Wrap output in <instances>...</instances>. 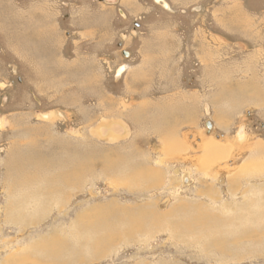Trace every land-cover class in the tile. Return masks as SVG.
I'll return each instance as SVG.
<instances>
[{
    "label": "rangeland",
    "instance_id": "374dc122",
    "mask_svg": "<svg viewBox=\"0 0 264 264\" xmlns=\"http://www.w3.org/2000/svg\"><path fill=\"white\" fill-rule=\"evenodd\" d=\"M163 1L0 0V264H264V0Z\"/></svg>",
    "mask_w": 264,
    "mask_h": 264
},
{
    "label": "bare ground",
    "instance_id": "6f19581e",
    "mask_svg": "<svg viewBox=\"0 0 264 264\" xmlns=\"http://www.w3.org/2000/svg\"><path fill=\"white\" fill-rule=\"evenodd\" d=\"M157 3H159V4H161V6H162V8H164L165 10H170L171 11V7L168 5V3H166V2H164L163 0H155ZM238 7V6H237ZM107 8V7H106ZM110 8V7H109ZM48 14V13H47ZM45 15V14H44ZM43 15V16H44ZM50 16V15H49ZM105 16V15H104ZM104 16H102L103 18H105ZM88 19V18H87ZM87 19H85L83 22H85V23H89L91 20H89V21H87ZM96 19V18H95ZM48 29V28H47ZM47 31H49V30H47ZM50 32V31H49ZM48 33V32H47ZM32 34V33H31ZM30 34V35H31ZM160 34V33H159ZM32 36V35H31ZM46 38V37H45ZM21 40V39H20ZM19 40V41H20ZM23 40H26V39H23ZM32 41V40H31ZM25 42V41H24ZM23 42V43H24ZM29 43V44H28ZM28 43H26V45H28V47H29V45H30V42L28 41ZM48 43V42H47ZM39 44V43H38ZM32 45V44H31ZM44 45H46V43L44 44ZM36 47V46H35ZM21 49V48H20ZM25 49V48H24ZM35 49V48H34ZM22 52V51H21ZM29 52V51H28ZM24 53V52H23ZM36 54V53H35ZM169 54V53H168ZM23 56H24V54H22ZM37 55V54H36ZM25 57H26V54H25ZM29 58H31V57H29ZM38 59V58H37ZM29 60V59H28ZM33 60V59H32ZM32 62V61H31ZM34 62V61H33ZM32 62V63H33ZM36 63H37V61H36ZM41 64V63H40ZM36 65V64H35ZM42 67V66H41ZM124 67H121L119 70H118V72H117V77H119L122 73H123V71H124ZM239 87V86H238ZM61 114V113H60ZM46 116L47 115H42V117L43 118H46ZM40 117V116H39ZM174 120V119H173ZM122 126V125H121ZM106 127V126H105ZM97 129V128H96ZM125 129V128H124ZM125 131V130H124ZM96 132V131H95ZM164 133V132H163ZM94 134V133H93ZM96 134V133H95ZM98 134V133H97ZM113 134V133H112ZM111 135V134H110ZM110 135H108V136H110ZM114 135H116V134H114ZM112 136V135H111ZM97 137V136H96ZM183 140V139H182ZM202 140V139H201ZM204 140V139H203ZM202 140V141H203ZM232 141V140H231ZM171 142H174V141H171ZM182 142V141H181ZM181 142H176L175 143V146L177 147V149H180L181 147H182V144H181ZM233 142V141H232ZM232 142H231V144H232ZM203 144V146H204V152L203 153H205V155H206V158L207 159H213V158H215V157H217V158H223V154L225 155V153H227V149L226 148H222V147H220L219 145H217V144H213V143H211L210 141L207 143V142H204V143H202ZM173 145V144H172ZM201 145V144H200ZM186 146V145H185ZM174 147V146H173ZM171 148V147H170ZM203 148V147H202ZM173 149V148H172ZM226 156V155H225ZM202 158V157H201ZM205 159V158H204ZM226 159V158H225ZM218 160V159H217ZM162 161V160H161ZM197 161V160H196ZM219 161H220V159H219ZM208 162V161H207ZM201 163H202V161H201ZM198 164V163H197ZM214 165V164H213ZM110 167V166H109ZM260 167V166H259ZM120 168V167H119ZM107 169V168H106ZM105 169V170H106ZM201 169V168H200ZM214 169V168H213ZM109 170V169H108ZM206 170V169H205ZM208 170V169H207ZM219 171V170H218ZM143 172H144V170H143ZM72 173V176H73V178H79V176H77L74 172H71ZM70 173V174H71ZM210 173V172H209ZM220 173H223V172H220ZM111 174V173H110ZM140 174V173H139ZM61 175V174H60ZM144 175V174H143ZM155 177L157 176V174L156 173H154L153 174ZM69 176V175H68ZM66 177V176H65ZM141 177H143V176H141ZM125 178V177H124ZM157 178H159V177H156V179ZM69 179H70V176H69ZM76 180H78V179H76ZM75 180V181H76ZM72 181V180H71ZM132 181V180H131ZM135 181V180H134ZM68 182V181H67ZM151 183V182H150ZM179 208V207H178ZM249 210V209H248ZM248 213V212H247ZM208 214V213H207ZM171 216V215H170ZM245 216V215H244ZM249 217H251V216H249ZM178 218V217H177ZM256 218V217H255ZM203 219V218H202ZM206 219V218H205ZM257 219V218H256ZM259 219H260V217H259ZM98 220V219H97ZM158 220V219H157ZM190 220V219H189ZM200 220V219H199ZM184 222V221H183ZM256 222V221H255ZM250 223V222H249ZM185 224H187V222L185 223ZM181 226V225H180ZM196 226V225H195ZM203 226H205V225H203ZM210 226V225H209ZM208 226V227H209ZM182 227V226H181ZM206 227V226H205ZM207 227V228H208ZM248 227V226H247ZM183 228V227H182ZM204 228V227H203ZM239 228V227H238ZM245 228V227H244ZM202 229V228H201ZM193 230H194V228H193ZM241 230H243V229H241ZM255 230V229H254ZM262 230H264V229H262ZM188 231V230H187ZM253 232V231H252ZM218 233V232H217ZM247 235V234H246ZM244 236V235H243ZM237 238V237H236Z\"/></svg>",
    "mask_w": 264,
    "mask_h": 264
},
{
    "label": "crops",
    "instance_id": "0c3cea01",
    "mask_svg": "<svg viewBox=\"0 0 264 264\" xmlns=\"http://www.w3.org/2000/svg\"><path fill=\"white\" fill-rule=\"evenodd\" d=\"M106 15H107V14H106ZM83 24H84V25H88V23H85V22H83ZM35 31H36V30H35ZM44 44H45V42L43 43V46H44ZM50 63H53V64H54V62H50ZM44 64H46V63H44ZM44 64H43V65H44ZM43 65H42V67H43ZM36 71H38V70H36ZM43 78H44V77H43ZM45 78H46V77H45Z\"/></svg>",
    "mask_w": 264,
    "mask_h": 264
},
{
    "label": "water",
    "instance_id": "95a60500",
    "mask_svg": "<svg viewBox=\"0 0 264 264\" xmlns=\"http://www.w3.org/2000/svg\"><path fill=\"white\" fill-rule=\"evenodd\" d=\"M207 128H208V129L210 128L209 125H207Z\"/></svg>",
    "mask_w": 264,
    "mask_h": 264
},
{
    "label": "flooded vegetation",
    "instance_id": "af4514ba",
    "mask_svg": "<svg viewBox=\"0 0 264 264\" xmlns=\"http://www.w3.org/2000/svg\"><path fill=\"white\" fill-rule=\"evenodd\" d=\"M159 4V3H158ZM168 11V10H167Z\"/></svg>",
    "mask_w": 264,
    "mask_h": 264
}]
</instances>
